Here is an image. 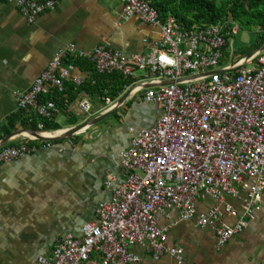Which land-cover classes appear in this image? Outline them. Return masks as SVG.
<instances>
[{
	"label": "built area",
	"instance_id": "1",
	"mask_svg": "<svg viewBox=\"0 0 264 264\" xmlns=\"http://www.w3.org/2000/svg\"><path fill=\"white\" fill-rule=\"evenodd\" d=\"M7 1L31 24L56 3ZM119 1L121 21L138 17L161 29L156 46L130 56L105 43L88 52L75 45L59 49L32 86L19 94L20 124H35L44 137L57 136L59 131L45 132L44 123L52 122L60 108L45 97L64 94L68 85L78 88L90 79L86 73L75 74L76 66L67 64L68 59L85 60L97 74H118L130 81L121 95L128 90L129 95L143 93L162 115L153 126L133 133L130 148L119 156L127 178L106 183L111 196L96 206L98 223L85 224L80 238L59 241L36 264H86L94 254L101 264H138L140 258L130 251L134 246L148 249L154 261L168 254L187 264L183 248L166 245L167 229L160 228V217L178 211L180 222L196 220L200 228L215 232L220 250L264 208V51L222 66L227 47L232 59L236 54L234 39L240 29L235 23L184 28L174 16L163 19L152 0ZM118 99L103 98L105 109H113ZM78 108L91 111L89 96ZM13 142L0 149V167L41 147L52 148V143L27 134H18ZM206 197L217 205L200 214L198 200ZM225 198L243 199L241 211L224 204ZM224 217L238 221L227 226L221 223Z\"/></svg>",
	"mask_w": 264,
	"mask_h": 264
},
{
	"label": "crops",
	"instance_id": "2",
	"mask_svg": "<svg viewBox=\"0 0 264 264\" xmlns=\"http://www.w3.org/2000/svg\"><path fill=\"white\" fill-rule=\"evenodd\" d=\"M54 1V9L31 24L15 4L0 0V141L10 118L18 112L19 94L32 86L59 49L75 45L80 52H88L105 43L130 56L150 52L161 39L160 28L138 17L121 21L119 0ZM227 51L222 66L249 56L241 53L238 60H229ZM74 73L92 75L78 66ZM86 95L70 104L68 113L60 109L54 116L55 125L58 115H64L69 124L60 131L77 126L78 102ZM89 98L92 109L83 118L84 124L108 112L102 99ZM113 114L116 125L88 128L70 140L52 144L49 150L41 147L0 167V264H36L59 241L68 236L80 238L85 224L98 223L96 206L111 196L106 183L127 178L119 156L130 148L133 133L153 126L162 110L146 102L143 93H134ZM73 122L77 124L71 126ZM17 131L21 128L13 132ZM242 202L225 198L223 203L240 212ZM216 205L209 197L200 199L198 213L206 214ZM237 221L224 217L221 223L233 226ZM159 226L167 229L168 247L184 249L187 264H264V208L241 235L220 250L213 230L200 228L196 220L180 222L178 211L160 217ZM130 251L140 258L138 264H178L168 254L154 261L151 252L139 246ZM86 264H101V258L94 254Z\"/></svg>",
	"mask_w": 264,
	"mask_h": 264
},
{
	"label": "trees",
	"instance_id": "3",
	"mask_svg": "<svg viewBox=\"0 0 264 264\" xmlns=\"http://www.w3.org/2000/svg\"><path fill=\"white\" fill-rule=\"evenodd\" d=\"M152 4L159 10L163 19L174 16L184 28L210 26L221 23V21H231L242 29L249 31L257 29L258 36L254 38V48L258 50L264 45V0H152ZM241 53L246 52L241 49ZM84 61L66 60L67 64L72 63L81 70L91 71L90 79L78 88L68 85L64 94H50L45 97V100H53L60 109L66 112L67 107L83 93L100 99L109 97L115 101L120 97L124 87L131 84L130 81L123 80L118 74H97L92 64ZM20 121L21 115L17 112L10 118L1 139L10 135L17 128L18 130L21 128L27 131H38L35 124L29 125L28 122L20 124ZM76 124L73 122L71 126ZM44 129L45 132L53 133L62 130L55 125V122L44 123Z\"/></svg>",
	"mask_w": 264,
	"mask_h": 264
},
{
	"label": "water",
	"instance_id": "4",
	"mask_svg": "<svg viewBox=\"0 0 264 264\" xmlns=\"http://www.w3.org/2000/svg\"><path fill=\"white\" fill-rule=\"evenodd\" d=\"M264 51V45L259 48L258 50H256V52H253L250 56L252 55H256L258 53H261ZM225 71V70H222ZM129 96V90L126 91L124 94L121 95V97L118 99L116 106L111 109L110 111L106 112L103 115L97 116L95 118H92L91 121L85 123L84 125L80 126V127H74L68 130H63V131H59L58 133L62 134V135H57L53 138H48V137H44L43 134L41 133H37V132H33V131H27V130H21V131H17V132H13L10 135H8L7 137H5L3 140L0 141V149L4 146H6L7 144L11 143L14 141L15 137L19 134H27L35 139H37L40 142L43 143H58L59 141H63V140H70L73 137L77 136L79 133L85 131L88 128H93L96 127L98 124H100L101 122H103L104 120H106L107 117H109L110 115H112L115 111L119 110L125 100L128 98Z\"/></svg>",
	"mask_w": 264,
	"mask_h": 264
},
{
	"label": "rangeland",
	"instance_id": "5",
	"mask_svg": "<svg viewBox=\"0 0 264 264\" xmlns=\"http://www.w3.org/2000/svg\"><path fill=\"white\" fill-rule=\"evenodd\" d=\"M237 27L240 29L238 35L234 39V50L237 51L234 60H238L241 54V49H244L245 55H250L253 52H256V48H254V38H256L258 35L257 29H252L251 31L242 29L239 25ZM231 53H232V48L231 46L228 48V51L226 53V56L228 57L229 60H231ZM248 68H252V65L247 66ZM137 76L141 75V71H136L135 73ZM86 113H82L81 115H76L75 120L78 123L76 127H80L84 125L83 123V118L85 117ZM57 122H58V127L60 129L66 128L68 125L66 124V118L64 115H58L57 116ZM116 125L118 124L117 118L115 114L110 115L109 117L106 118L103 122L97 125V127L102 130L107 128L108 126L111 125Z\"/></svg>",
	"mask_w": 264,
	"mask_h": 264
},
{
	"label": "bare ground",
	"instance_id": "6",
	"mask_svg": "<svg viewBox=\"0 0 264 264\" xmlns=\"http://www.w3.org/2000/svg\"><path fill=\"white\" fill-rule=\"evenodd\" d=\"M57 135H62V134L58 133ZM48 137H49V136H48Z\"/></svg>",
	"mask_w": 264,
	"mask_h": 264
}]
</instances>
